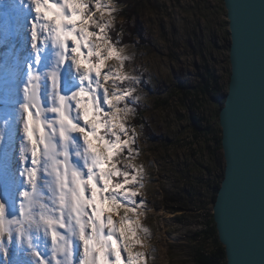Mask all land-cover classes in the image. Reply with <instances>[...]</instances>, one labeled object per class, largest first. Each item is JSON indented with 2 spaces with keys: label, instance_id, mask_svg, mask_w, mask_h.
Segmentation results:
<instances>
[{
  "label": "snow or ice",
  "instance_id": "1",
  "mask_svg": "<svg viewBox=\"0 0 264 264\" xmlns=\"http://www.w3.org/2000/svg\"><path fill=\"white\" fill-rule=\"evenodd\" d=\"M117 10L115 0H29L4 93L13 141L0 184L5 255L19 242L28 264H148L135 250L151 235L140 221L146 172L134 163L139 133L128 123L140 77L126 71L131 57L109 34Z\"/></svg>",
  "mask_w": 264,
  "mask_h": 264
},
{
  "label": "rangeland",
  "instance_id": "2",
  "mask_svg": "<svg viewBox=\"0 0 264 264\" xmlns=\"http://www.w3.org/2000/svg\"><path fill=\"white\" fill-rule=\"evenodd\" d=\"M115 4V26L109 34L120 39V47L131 57L126 71L140 77L133 85L139 97L133 106L144 112L142 119L147 124L135 126L140 154L134 163L143 164L146 172L140 192L147 207L140 221L151 235L141 234L147 251L139 246L135 250L148 254V264H194L197 251L213 245L211 240L202 241L198 233L212 208L206 182L220 175L224 161L213 141L221 134L217 99L198 97L193 90L185 94L180 86L196 85L207 68L219 78L218 99L226 93L230 39L223 0H115ZM27 7L22 1L0 0V184L8 177L11 157L9 151L6 159L3 148L10 149L13 142L5 135L4 93L15 71L17 35L27 31L25 17H32ZM191 113L203 120L202 125L207 122L212 133L197 130ZM134 121V115L128 117L130 125ZM19 142L17 134V148ZM19 202L17 195V206ZM6 248L7 255L0 251L6 259L0 256V264L31 260L30 251L19 242L7 243Z\"/></svg>",
  "mask_w": 264,
  "mask_h": 264
},
{
  "label": "water",
  "instance_id": "3",
  "mask_svg": "<svg viewBox=\"0 0 264 264\" xmlns=\"http://www.w3.org/2000/svg\"><path fill=\"white\" fill-rule=\"evenodd\" d=\"M229 77L218 111L223 178L212 208L225 264H264V0H223Z\"/></svg>",
  "mask_w": 264,
  "mask_h": 264
},
{
  "label": "trees",
  "instance_id": "4",
  "mask_svg": "<svg viewBox=\"0 0 264 264\" xmlns=\"http://www.w3.org/2000/svg\"><path fill=\"white\" fill-rule=\"evenodd\" d=\"M125 17L128 19L130 15L125 13ZM180 89L185 94L193 90L194 94H196L198 97L207 96L212 99H217L218 111L223 105L224 96L226 94L225 93L221 95V97L218 99V94L221 90V86L219 84V78L215 75V73L210 72L207 68H204L203 72L200 74L199 80L196 85L185 84L183 86H180ZM143 113L144 112L142 110L137 109V112L134 115V119H135L133 123L134 126H140V127L142 125L147 126L146 120L142 119ZM190 118L192 120L193 126L197 130H199L204 134L212 133V129L207 122L202 125L203 120L200 121V118H197L192 113L190 115ZM220 138H221V134L217 137H213V141H215L217 149H221ZM223 168L224 165L222 167V172L220 173V175H218V177H216L215 179H209L206 182V185L208 186V191H210L209 201L211 206L213 205L217 190L220 186V181L223 178ZM198 235L203 238L202 241L206 239L211 240L213 245L211 249L198 250L196 256L194 257V264H225L226 260H225L224 248L217 239V233L211 212L207 215V218L204 221V229L201 230L198 233Z\"/></svg>",
  "mask_w": 264,
  "mask_h": 264
},
{
  "label": "bare ground",
  "instance_id": "5",
  "mask_svg": "<svg viewBox=\"0 0 264 264\" xmlns=\"http://www.w3.org/2000/svg\"><path fill=\"white\" fill-rule=\"evenodd\" d=\"M16 1V3L17 4H20L21 3V1H22V3H27V4H29V2H28V0H15ZM5 11V10H4ZM8 13H10V12H8ZM14 15V14H13ZM7 16H9V15H7ZM29 16L31 17L32 16V14H29ZM9 18V17H8ZM10 20V19H9ZM12 23V22H11ZM12 27L13 26H11V24H10V27H9V29H12ZM22 32H24V31H22ZM9 33H10V31H9ZM20 33V32H19ZM12 34V33H11ZM14 36V35H13ZM13 72V71H12ZM18 113V112H17ZM18 115H19V113H18ZM0 256H1V259H3V260H6L4 257L2 258V254L0 253ZM4 263L6 264V262L4 261Z\"/></svg>",
  "mask_w": 264,
  "mask_h": 264
},
{
  "label": "clouds",
  "instance_id": "6",
  "mask_svg": "<svg viewBox=\"0 0 264 264\" xmlns=\"http://www.w3.org/2000/svg\"><path fill=\"white\" fill-rule=\"evenodd\" d=\"M25 7H27V5L25 4ZM148 250V247L145 245V247H144V251H147ZM144 251H142V252H144Z\"/></svg>",
  "mask_w": 264,
  "mask_h": 264
}]
</instances>
